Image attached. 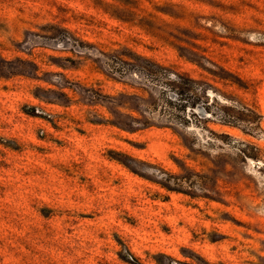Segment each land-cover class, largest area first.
<instances>
[{"label":"rangeland","instance_id":"1","mask_svg":"<svg viewBox=\"0 0 264 264\" xmlns=\"http://www.w3.org/2000/svg\"><path fill=\"white\" fill-rule=\"evenodd\" d=\"M0 264H264V0H0Z\"/></svg>","mask_w":264,"mask_h":264}]
</instances>
